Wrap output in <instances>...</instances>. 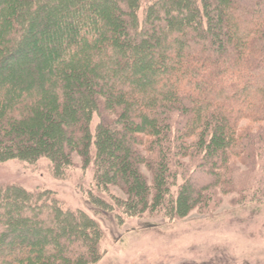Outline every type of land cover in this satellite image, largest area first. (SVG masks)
Listing matches in <instances>:
<instances>
[{"label":"trees","instance_id":"obj_1","mask_svg":"<svg viewBox=\"0 0 264 264\" xmlns=\"http://www.w3.org/2000/svg\"><path fill=\"white\" fill-rule=\"evenodd\" d=\"M2 1L6 9L15 0ZM19 1L9 10L12 16L0 12V67L20 59L27 44L30 57L0 73V108L6 107L0 124L4 119L16 132L21 121L44 114L52 131L60 124L51 122V110L64 116V139L46 145L43 155L52 159L56 177H64L66 162L70 166L72 156L82 153L84 168L94 164L97 190L106 183L135 191L119 205L128 216L158 210L187 215L217 198H207L211 187L225 194L250 185L251 173L241 167L251 162L256 170L257 159L264 158V11L255 1L153 0L141 18L143 0H84L65 7L77 24L91 25L81 31L77 25L55 29L40 0ZM81 7L86 15L78 16ZM38 36L44 44L34 49ZM51 59L52 68L44 70ZM15 76L23 82L13 83ZM96 109L116 119L103 115L93 130ZM244 121L262 132L240 128ZM43 156L31 147L6 145L0 163L34 165ZM144 168L155 175L152 185ZM260 169L258 184H251L254 195L264 191L263 161ZM52 195L0 186V264L101 259L104 232L98 221L65 210Z\"/></svg>","mask_w":264,"mask_h":264},{"label":"rangeland","instance_id":"obj_2","mask_svg":"<svg viewBox=\"0 0 264 264\" xmlns=\"http://www.w3.org/2000/svg\"><path fill=\"white\" fill-rule=\"evenodd\" d=\"M80 1L84 0H40V3L41 9L43 10L44 7L47 11L46 14L55 19L51 23L55 29L62 30L66 26L77 25L81 31L84 28H90L91 25L88 23L83 26L77 24L76 19L69 16L68 12L70 13V11L65 8L70 5L76 6V3ZM101 1L98 0V3ZM151 1L153 0H143L142 8L139 11L141 18ZM253 1L258 4L257 8L263 12L264 2ZM3 2L0 0V12L6 17L12 16L13 13L9 12L10 8L15 9L16 5L20 3L19 0H15L6 9H3ZM77 13L78 16L86 15V11L82 7L77 10ZM15 15L19 14L14 12ZM36 25L37 28L40 27L39 19L36 21ZM80 31L79 33H81ZM11 33L6 31L5 38L10 40ZM41 37L38 36L35 44L33 42L34 49H39L44 44L41 42ZM26 46L27 49H24L20 59L17 56L6 64L2 63L6 67L1 66L0 73L6 72L7 69L13 71L18 65H22L29 59L28 52L30 50L28 44ZM44 46L45 48L50 47L48 42ZM64 49L63 47V51ZM48 51L51 52L49 49ZM50 62L43 65L44 70L52 68L55 61L51 59ZM45 77L41 75L40 78L45 79ZM15 79H18V82H23L22 77L15 76L13 83L16 81ZM75 84V82L72 83V85ZM93 96L98 100L101 99L96 93H93ZM5 109V105L1 106V116L4 115ZM51 112L54 114L51 122L60 124L52 131L45 127V122L47 123L51 119L45 117L44 114H38L31 121H21L17 126L19 130L16 132H11L3 119L2 125L0 124V150L4 149L6 145L18 148L31 147L37 155L43 156L46 145H57L59 139H64L63 124L67 122V119L58 114L55 109ZM93 113L91 121L93 130L103 115L112 120H115V116H117L116 114H104L97 109ZM127 118L124 117L122 120L127 121ZM122 120H118V124ZM31 127L34 129L29 131ZM108 127H110L108 133L112 134L113 130L110 124ZM248 127H251L256 133L262 132L261 126L246 121L240 125L242 129ZM68 145V148L71 147L74 150V145L71 142ZM83 156L79 152L72 156L70 166L66 162L67 171L64 177L54 175L52 159H46L44 156L34 165L21 162L18 159L0 163V186L18 185L33 193L46 190L58 199L65 210H81L97 220L104 232V238L100 244L101 259L94 264H264V191L253 194L255 191L253 186L256 187V183L258 184L257 177L262 172L260 165H262V161L264 163V158L263 160L257 159L256 170L252 169L251 162H247L246 166L241 167L242 173H251L250 185L246 188L238 185L243 190L235 191L236 188L233 189L230 186L232 192L223 194L222 188L211 187L206 191L207 198H213L217 194L220 201L213 198L208 207L201 205L188 212L187 215H182L178 210L177 215L171 217L159 210L141 216L124 214L119 205L132 198L135 191L131 188H124V190L115 187L109 188L106 183L100 187V190H97L94 181V164L91 163L87 169L84 168ZM119 156L120 153L117 152V155H112L110 159L113 160ZM144 171L148 176L149 185H152L155 178L154 173L146 168ZM235 174L233 172L232 178L234 177L236 181L241 180ZM93 197H95L94 202H92ZM13 209L14 207L10 206V215ZM25 235L22 234L23 237ZM76 235L77 237L81 236L80 232H77ZM43 236L47 237V234ZM29 262L33 261L29 260ZM45 262L51 261L45 259Z\"/></svg>","mask_w":264,"mask_h":264}]
</instances>
